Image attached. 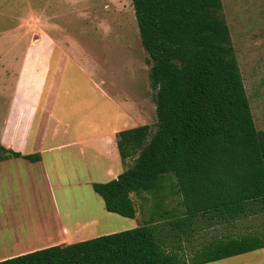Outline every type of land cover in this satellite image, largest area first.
<instances>
[{"label": "trees", "instance_id": "obj_1", "mask_svg": "<svg viewBox=\"0 0 264 264\" xmlns=\"http://www.w3.org/2000/svg\"><path fill=\"white\" fill-rule=\"evenodd\" d=\"M130 5L147 54L155 122L116 134L125 169L91 188L105 211L127 219L143 212L151 198L147 221L0 264H206L264 249V226L228 233L240 220L264 216V133L252 119L220 0H130ZM10 158L35 162L38 155L0 148V160ZM168 173L176 215L159 209ZM139 195L147 197L138 202ZM215 227L223 230L219 237L183 253L178 241L188 243L199 230ZM169 236L176 246L165 244Z\"/></svg>", "mask_w": 264, "mask_h": 264}, {"label": "crops", "instance_id": "obj_2", "mask_svg": "<svg viewBox=\"0 0 264 264\" xmlns=\"http://www.w3.org/2000/svg\"><path fill=\"white\" fill-rule=\"evenodd\" d=\"M76 56L41 33L28 42L17 69H4L12 87L0 148L38 160H0V261L136 227L105 211L91 185L125 169L116 134L141 126L142 97L108 95V80L94 79ZM249 261L264 264V257Z\"/></svg>", "mask_w": 264, "mask_h": 264}, {"label": "rangeland", "instance_id": "obj_3", "mask_svg": "<svg viewBox=\"0 0 264 264\" xmlns=\"http://www.w3.org/2000/svg\"><path fill=\"white\" fill-rule=\"evenodd\" d=\"M220 2L254 125L264 133V0ZM41 33L52 38L56 48L75 53L76 59L91 67L89 72L94 79L106 78L110 85L104 91L108 95L131 96L137 92L142 97L139 124L153 127L149 65L139 43L130 0H0V121L12 87V76H6L5 70L12 73L17 69L28 42L35 41ZM163 177V192L167 195L159 209L176 215L174 178L169 173ZM150 207L151 198L142 204L143 212L133 218L136 227L147 221L146 211ZM261 226L264 216L248 217L236 222L228 233L254 232ZM222 233L219 227L199 230L190 242L178 241V245L187 255ZM174 240L169 236L164 241L168 246H176ZM257 255L264 257L250 252L215 264H252L250 258Z\"/></svg>", "mask_w": 264, "mask_h": 264}]
</instances>
